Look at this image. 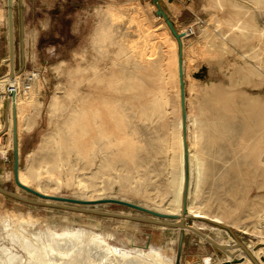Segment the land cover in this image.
<instances>
[{"label": "rangeland", "instance_id": "374dc122", "mask_svg": "<svg viewBox=\"0 0 264 264\" xmlns=\"http://www.w3.org/2000/svg\"><path fill=\"white\" fill-rule=\"evenodd\" d=\"M158 1L177 30L186 28L198 19L204 21L195 35L183 39L188 144L190 146L192 139L196 142L195 148L205 169V177L199 182L195 192V182L191 183V174L189 175L187 212H183L184 184L180 206L174 211L167 209L173 208V203H167L169 193L168 188L166 189L172 154L170 143L174 137L173 129L177 116L181 117V108L178 114L174 98L175 87L170 84L164 86L163 82L149 78L146 66L142 76L146 86L142 92L135 95V103L143 112L140 116L144 119L139 117V111L138 114H132L131 120V131L135 125L134 136L137 137L139 145L143 146L136 166L142 165L133 170L134 178H123L127 167L121 162L116 166L118 169L106 173L109 177L102 174L96 179V188L100 191H95L94 194L90 191L81 193L80 186L67 178L55 182L46 177L44 183L50 187L48 191L39 187L37 181L22 183L19 178L21 170L26 171L27 166L38 164L39 158L45 153L41 148L44 146V137H49L55 131L56 125L53 124L61 121L62 116L66 115L64 110L53 116L49 103L56 91L59 95H64L71 82L68 76L70 69L75 71L78 65L82 66L84 71L81 75L84 78L92 77L95 68L103 74L114 70L117 73L123 70L132 72L133 64L124 62V59L126 55L130 59L133 56L136 59L139 50H144L145 59L161 60L163 68H168L172 60L176 64L178 41L164 18L157 14L154 0H12L16 81L22 83L23 76L27 73L38 72L39 77L35 83L39 85V89L35 98L41 101V105L38 108L31 107L25 112L27 114L22 118L23 126L20 128L17 120V95L26 99L29 94L17 93L8 101L0 94V136L3 144H8L7 149L0 152V187L26 199L171 223L183 222L184 227L161 226L34 205L1 192L0 220L8 213L23 215L25 220H32L31 230L34 233L39 229L47 230L51 226L52 228L48 229L51 234L60 228V232H63L64 228H87L101 233L118 248H146L150 244L167 247L173 259H177L180 236L183 234L180 255L175 264H204L205 257L211 258V264H222L226 260L231 261L232 255L239 259L238 261L248 256L251 260L249 264H255L253 255L257 262L264 264V230L262 235L254 233L258 215L264 210V164L261 166L257 161V155H260L264 163V151L259 153L258 149L252 147L256 145L259 134L264 130V123L258 118L260 109L264 107V51L261 49H264V38L249 33L246 38L232 36L224 39L222 36L225 29H219L215 24L216 18L232 19L237 15V11L243 20L250 19L249 22L253 21L252 24L264 29V3L256 6L252 0H225L227 5L223 3L226 7L223 5L221 10L214 0ZM7 20V0H0L1 88L10 82V79L5 77L10 69L9 62L6 61L9 56ZM100 27H110L109 31H112V40L104 44V47L99 44ZM205 28L216 33V39L212 42L214 46L212 43L206 44L200 37ZM144 61L147 63V60ZM245 68L254 71L249 74L243 71ZM134 71L137 72L135 69ZM77 74L81 77L80 73ZM88 79L79 84L82 94H90L93 100L100 94L114 95L104 86L89 82ZM165 87L170 92L165 93L169 96L171 104L159 109L160 101L156 94ZM35 88L36 84L31 92ZM178 89L177 84L180 104ZM74 101H67V106L76 105V100ZM254 114L258 115L254 117ZM26 121L34 123L31 130L25 129ZM96 169L94 165L90 171L85 170L86 175L90 176ZM80 173L76 171L75 176L79 178ZM98 182L103 183V186L97 184ZM19 184L30 187L47 198L40 197ZM162 195L165 196L163 201ZM49 197L91 203H69L48 199ZM192 197L209 212L224 215L223 223L213 222L209 217L195 219L189 216L188 204L191 203ZM100 199L124 200L150 212L114 202H95ZM157 213L180 217H161L156 215ZM238 241L243 246L239 245ZM255 251L263 258L255 256Z\"/></svg>", "mask_w": 264, "mask_h": 264}, {"label": "bare ground", "instance_id": "6f19581e", "mask_svg": "<svg viewBox=\"0 0 264 264\" xmlns=\"http://www.w3.org/2000/svg\"><path fill=\"white\" fill-rule=\"evenodd\" d=\"M214 1L215 5L219 6L220 9L223 10L222 7L225 6V4H223L226 3L224 2L225 0ZM251 2L257 6L264 3V0H252ZM233 7L235 8L236 6L234 5ZM236 9L239 11L241 7L240 9ZM234 11L236 10L234 9ZM234 11H232L233 14ZM236 12L235 14L237 15H234L235 17L232 19L222 20L223 18L221 19L219 17V19H214L217 28L225 29V31L223 30L225 33L222 36L224 39L232 38V36L246 38L249 33L254 34V36L257 34L259 37L264 38L263 28H259L256 24H252L253 21L252 23L249 22L250 19L249 21L243 20L244 18L242 19L239 16V13ZM233 14L230 15L233 16ZM244 14L247 13L244 12ZM103 27H100L101 34L99 33V38L101 39V42H98L101 44V47L108 41L112 40V31H109L110 27H108V29ZM200 37L206 44H210L216 39V33H214L212 29L210 30L205 28L202 30ZM220 43L225 44L224 42ZM213 44L214 43H212V45ZM218 45L221 47L220 44ZM261 49L264 51L263 48ZM136 55V59L134 56L130 59L126 55L124 62L132 63L137 72H135L134 69L132 72L130 70H123L118 73L114 70V72L110 71L111 73L109 74L108 72L103 74L95 68L92 74L93 76L90 78L87 76L89 78L88 79L81 75L84 71L82 66L78 65L74 69L75 71L70 69L68 76L70 77L71 82L66 88L64 95H59V92L56 91L49 103V109L53 116L62 113L64 110H66V115L62 116L61 121H57L53 124L56 125L55 131L52 132L51 135L49 134V137H44V141L42 142L44 143L42 144L44 146H41V148H43L45 153L39 158V162H37L38 164L36 165L31 163L32 165L27 166L28 169H26V171H20L19 178L22 183L37 181L39 183V187H41L44 191H48L50 187L44 183L46 177L48 180H54L55 182H59L58 180L67 178L68 181L71 180L73 183L80 186L81 193H88L90 191L91 194H94L95 191H100L96 188V179H99L102 174L106 175L107 172L115 170L117 168L116 166H118L117 164L120 162L127 167L125 169L127 173L123 178L128 179L133 177V170L142 165L139 162L140 165L136 166L138 165L137 157L139 158V152L143 149V146H141L142 144L139 145L136 139L137 137L135 138L134 136L135 131L133 132V130L135 125L131 131V120L133 119L132 114L134 112L138 114L140 111L135 103V95L138 92H142L146 86L142 77L143 72L145 71L143 68L145 66L148 71L147 73L149 78L151 77V79L157 80L158 82H163L164 84L162 85L164 86L166 84H170L175 87V89L174 87L172 88L175 92L174 98L177 103L176 112H178V114L181 108V101L179 104L177 95V84L179 85L178 61L176 60L175 64V61L172 60V63L168 65V68H166V66L163 68L161 60L154 61L152 59H145L144 50L137 51ZM144 60H147V63ZM167 69L168 71H166ZM243 71L252 74L254 70L251 68H245ZM77 73H80L81 77H79ZM15 74L17 73L14 72L13 76L9 78V72L5 77L6 79H10V82H17V76ZM85 79H88L89 82H94L95 84L104 86L106 89L114 93V95L100 94L95 100L91 99L90 94L84 95L86 92L82 94L79 90V84ZM85 82L83 83L85 84ZM35 84L36 88L32 92L30 91L29 95L26 94V99L17 95V120L20 128L23 126L21 124V120L24 115L27 114L25 112L31 107L38 108V106L41 105V101L35 98V93H37L39 89V85L37 83ZM166 88L167 87H165V89L161 88L157 91L156 96L160 101L158 107L159 109L171 104L169 96L165 93L167 91ZM172 88L171 90L173 91ZM178 92L180 93V89H178ZM74 100H76V105L73 104L74 106L68 107L67 101L73 102ZM206 108L207 107H205V109ZM151 110L156 111L155 109ZM141 113L143 114V112L140 111L139 117L144 119L140 116ZM257 115L258 114H254V117ZM259 116L258 118H260V121L264 123V107L260 109ZM248 123L251 124L250 122ZM33 124V122L26 121L24 127L26 130H31ZM1 126L2 125L0 124V127ZM166 127H168V125H166ZM181 129L182 118L177 116V121L173 129L174 137L171 139L170 143L172 154L169 164L170 170L167 185L168 187H166V189L168 188L167 192L169 193L167 203H173V208H167L170 211H174L176 207L180 206L183 184H185L184 145ZM261 130H259V132ZM136 134H138V132ZM197 136L198 135H196V137ZM166 137H168V135ZM256 141V145L252 147H254L255 150L258 149L259 153L264 151V130L261 131L258 136V140ZM168 142L170 141L168 140ZM164 143L162 142V144ZM7 146L8 144H3L2 137L0 136V152L5 151ZM195 146L196 142L192 139L190 146L188 144V154L191 183L193 184V182H195L194 192L197 191L199 182L203 177H205V169L203 168L204 164L202 165L199 153L197 152ZM261 158L260 155H257V161L259 165L262 166L264 163ZM97 160H99V163H97ZM139 161H141V159ZM81 164L82 166L80 167L79 165ZM94 165L97 169L92 171L90 176H87L85 170L89 169L90 171ZM76 171L81 172L78 175L79 178L75 176ZM46 173L48 174L45 175ZM111 182L113 181L111 180ZM97 184L101 183L98 182ZM161 197V201H163V197L165 196L162 195ZM188 211L189 216L195 219L209 217L211 221L217 223H223L225 220L224 215L209 212V210H206L202 204H197L193 197L191 199V203L188 204ZM262 220H264V210L258 215V220L254 226V233L260 235L263 234L264 222ZM32 225V220L27 221L24 219L23 215H17L14 212L3 216L0 220V264H175V261H178V253L177 259H173L170 256V249L163 246H153L150 244L146 248H118L117 246L111 244L109 240L105 239L101 233H96L87 228H64L63 232H60V228L55 229V233L51 234L48 229L52 228V226L47 230L39 229L36 233H34L31 230ZM239 245L242 244L239 243ZM254 255L261 259L263 258V256L259 255L256 251L254 252ZM252 257L255 259L253 255ZM244 263H251L248 256L242 257V260L237 261L234 264ZM204 264H211V259L209 257H205Z\"/></svg>", "mask_w": 264, "mask_h": 264}, {"label": "water", "instance_id": "95a60500", "mask_svg": "<svg viewBox=\"0 0 264 264\" xmlns=\"http://www.w3.org/2000/svg\"><path fill=\"white\" fill-rule=\"evenodd\" d=\"M155 4L157 6V14L159 16H162L164 20L166 21V24L172 34L175 36V38L178 41V78H179V89H180V101H181V118H182V134H183V145H184V167H185V184H184V201H183V212L184 214L187 212L186 210V197H187V189H188V182H189V175H190V167H189V154H188V138H187V107H186V81H185V70H184V54H183V41L182 37L184 36L182 33H179L177 28L175 27L174 23L171 21L167 13L164 11L162 8L161 4L159 3L158 0H154ZM7 6H8V51H9V56L6 59L7 62H9L10 65V77L13 76L14 74V37H13V12H12V0H7ZM15 95V93H12V97ZM21 187L24 189L31 191L35 193L36 195H39L40 197L47 198V196H43L39 192L31 189L30 187L24 186L19 184ZM0 192L8 195L10 197H13L15 199H19L21 201H25L27 203H31L34 205H41V206H47V207H56V208H62V209H67V210H72V211H79V212H86V213H94L98 215H103L106 217H114V218H120V219H128L132 221H140V222H145V223H152V224H158V225H167V226H181L184 227L183 222L179 223H171V222H166V221H161L158 219H148L144 217H137V216H132V215H126L122 213H115V212H108V211H100V210H95V209H87L84 207H77L73 205H64V204H58V203H48L47 201H40V200H31V199H26L24 197H21L13 192L7 191L0 187ZM48 199H54L58 201H66L69 203H78V204H90V201H82V200H76V199H67V198H56V197H49ZM97 203L101 202H114V203H119L123 205H128L130 207H134L136 209H140L143 211H148V209L141 207L139 205L132 204L130 202L124 201V200H118V199H100L95 201ZM156 215L161 216V217H180L178 215H168L165 213H157ZM182 239H183V234L180 236V242H179V248H178V258L180 255V250L182 247ZM239 242V241H238ZM213 243V242H212ZM241 243V242H239ZM215 244V243H214ZM242 244V243H241ZM217 245V244H215ZM243 245V244H242ZM241 245V246H242ZM217 247L221 248L224 250L223 247L217 245ZM245 249V248H244ZM249 255L250 252H248ZM232 259L231 261L226 260L222 264H231L234 262H237L239 259L234 257L233 255L231 256ZM210 258V257H209ZM211 259V258H210ZM253 259V258H252ZM255 264H258L257 260L253 259Z\"/></svg>", "mask_w": 264, "mask_h": 264}, {"label": "built area", "instance_id": "2783aa9c", "mask_svg": "<svg viewBox=\"0 0 264 264\" xmlns=\"http://www.w3.org/2000/svg\"><path fill=\"white\" fill-rule=\"evenodd\" d=\"M204 24V21L202 19H198L195 21L193 24L187 26L184 29L178 30L179 33H182L184 36L183 38L190 37L196 34L197 30L200 29ZM15 72V70H14ZM39 77V73L36 71L29 72L25 76H23L22 83L17 81V82H10L6 84L3 88L0 90V94L4 98V100L8 101L12 99V93H17L20 92L23 95L24 94H29L30 91L33 89L34 84L36 82V79ZM1 130V127H0ZM234 243V241H233ZM258 264H260L258 262Z\"/></svg>", "mask_w": 264, "mask_h": 264}]
</instances>
